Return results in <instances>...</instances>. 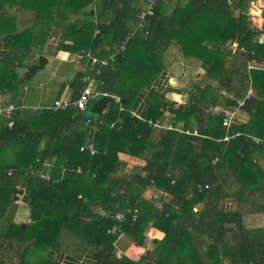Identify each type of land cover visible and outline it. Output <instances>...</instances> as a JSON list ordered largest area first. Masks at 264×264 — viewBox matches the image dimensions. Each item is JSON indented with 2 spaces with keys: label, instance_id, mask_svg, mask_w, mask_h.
I'll return each mask as SVG.
<instances>
[{
  "label": "trees",
  "instance_id": "1",
  "mask_svg": "<svg viewBox=\"0 0 264 264\" xmlns=\"http://www.w3.org/2000/svg\"><path fill=\"white\" fill-rule=\"evenodd\" d=\"M248 1L177 0L167 14L170 1L156 0L155 12L147 19L149 34L135 35L114 67H105L98 77L97 89L114 96L99 116L74 105L57 111L17 105L12 118L0 116V219L5 220L21 189V174L26 176L23 199L30 208V222L11 221L6 232L9 248L17 250L18 264H34L30 252L50 246L68 251L64 243L74 246L75 252L97 247L98 264H264V227L248 229L240 210L219 206L226 195L242 199L244 191L264 194V173L257 160L264 157V143L247 138L264 136V69H248L253 57L264 59V43L256 42L259 32L245 12ZM146 2L0 0V39H8L12 49L0 56V96L18 92L27 82L21 68L34 62L52 29H61L68 40L61 49L107 57L132 30ZM19 8L36 16L31 28L19 30ZM230 39L238 43L235 51ZM173 44L186 59L200 61L209 79L219 84L218 91L210 85L197 89L187 103L172 110L197 134L149 125L148 119H157L167 105L175 104L164 94L150 96L143 118L129 112L137 94L163 68V52ZM222 88L226 95L219 93ZM249 88L252 93L240 108L250 114L249 122L227 127L225 114L214 113L213 108L236 105ZM87 122L98 128L94 154L80 150L86 139L82 126ZM119 153L145 160L129 181L114 176L127 165ZM47 159H55L61 170L63 165L59 181L30 174V167L41 168ZM222 169L229 171L241 191L220 194ZM121 181L127 187L119 186ZM147 186L166 195L153 203L142 200ZM118 212L125 213L123 231L139 243L149 225L163 233L140 260L115 253L116 235L108 229ZM0 255L1 264L12 261L11 256ZM39 259L44 261L41 255Z\"/></svg>",
  "mask_w": 264,
  "mask_h": 264
},
{
  "label": "crops",
  "instance_id": "2",
  "mask_svg": "<svg viewBox=\"0 0 264 264\" xmlns=\"http://www.w3.org/2000/svg\"><path fill=\"white\" fill-rule=\"evenodd\" d=\"M168 1L170 2L169 8H166L167 14L172 11L177 0ZM247 9L250 12L249 15L252 20L253 27H255L259 32V36L257 38H264V0H249L245 12ZM35 18L36 16L31 11L19 8L17 10V25L19 30L31 28L35 22ZM147 31V34L143 32L135 35H148L150 32L148 26ZM66 41L68 40L64 38V34L61 29L55 28L50 31L45 45L38 48L34 58V61H36L39 55H45L48 57L47 65L44 69L40 70L34 77H32L33 79L31 78L30 81L24 83L18 92H6L1 94L0 109H4L9 105H14L17 108V105L48 107L51 106L57 99H68L74 101L79 97L85 86L84 77L87 74L86 58L78 53H71L61 49L63 43H67ZM231 44L233 46V50L235 51L238 48V43L233 40V43ZM103 47L107 48L108 46L104 45ZM10 50L12 49L8 39L1 38L0 56H4L6 53L10 52ZM262 62L264 64V59H262ZM162 66L163 68L155 79L149 85L144 87L132 101L129 112L133 116L139 118L144 117L148 111L149 98L154 93L164 94L169 101L181 104V95L188 96L189 100V95L192 92H195L197 89L203 88L206 85H210L212 86V89L215 88L216 91H218L219 84L217 80L209 79L205 66H203V64L198 60L186 59L183 57L177 46L174 44L170 46L168 50L163 52ZM25 70V67L21 68V73ZM79 75H83L82 79L80 78L79 81L75 82L74 79L76 77L79 78ZM251 91V88H249L247 93H250L251 95ZM219 93L226 95L227 92L224 88H222L221 91L219 90ZM169 94H174V99H170ZM228 107L230 106H224L222 104L213 108V111L214 113H224L228 110ZM17 108L8 115L3 114L0 116L10 119L17 112ZM158 119L162 124L168 125L171 121V115L165 113L157 119L152 120ZM249 120L250 114L248 111L240 109L233 116L231 126L239 127L247 124ZM117 122V124L121 125L124 123V120L120 118ZM82 128L86 133L85 143H94L98 133L96 125L87 122L84 123ZM44 146L43 142L41 149ZM119 157L122 161H125L127 165L125 166L123 173H118L114 176H124L126 179L125 181H129V179H131L129 177L134 169H137L145 163L143 157L131 156L126 153H119ZM257 160L264 173L263 155L258 156ZM222 170L223 171L220 170L218 173L220 180L218 191L220 194L225 192H229V194H231L237 190L241 191L240 184H237L234 181L229 171L226 169ZM63 171L64 170H61L58 166L54 167L48 172V179L52 181H59L64 175ZM25 177L26 176L23 174L18 176V187L21 188L19 190L20 195L17 197L16 203L14 202L10 205L9 211L11 213H9L10 216L6 217V219L1 223L3 226L5 225V221L8 219L19 224H26L30 222V208L23 199V195L25 193ZM119 186L127 187V184L126 182L123 183L121 181ZM151 194L152 191L148 188L143 191L141 199L151 203ZM203 206L204 204L202 203L197 208L200 209ZM219 206L225 210H240L244 226L248 229L264 227V194L262 193L248 194V192L244 191L242 199H237L232 196V194L226 195V197L223 196L222 199H219ZM96 210L100 211L102 214L106 213L105 211H102L100 207H97ZM162 237L163 233L154 228L153 225H149L146 228L143 241L140 243L136 238L123 231L122 234L116 236L114 242L115 253L117 256L126 255L133 260H140L146 251L154 249V240ZM64 245L68 248V251L63 248L50 246L46 250H42V252H30V258L33 259L34 264H41L40 262L42 259H39L40 255L44 258V261L42 260V264H98L100 253L97 247L88 246L87 248H82L83 250L81 249L82 251L80 252H75L71 250L74 246H67L65 243ZM3 255L4 257L6 256L5 252H3ZM7 256H11L12 261L10 258L6 259L4 264H18L16 255L9 253ZM0 260H3L2 255H0Z\"/></svg>",
  "mask_w": 264,
  "mask_h": 264
},
{
  "label": "built area",
  "instance_id": "3",
  "mask_svg": "<svg viewBox=\"0 0 264 264\" xmlns=\"http://www.w3.org/2000/svg\"><path fill=\"white\" fill-rule=\"evenodd\" d=\"M146 7L142 9L141 11L138 12L137 14V20L135 27L128 32L126 35L125 39L123 40L122 43L119 45H115L113 47V53L109 55L108 57H101L98 56L91 51L85 52L82 51L80 53L81 56H84L86 58V63H87V74L84 77L85 80V86L82 89L79 97L74 100H68V99H57L53 102L51 106L48 107H37V106H32L34 109H40V108H47L51 109L53 111H57L60 109H66L71 105L76 106L78 109L81 111H84L87 108L88 103L95 97L101 96V95H108V93L100 91L97 89V85L99 83L98 77L102 74L103 69L108 66H114L116 62V58L119 54L123 53L126 48H127V43L134 37L135 34L137 33H143L145 32L146 34L148 33L147 31V19L151 15L154 14L155 12V5H156V0H146ZM229 4L233 3V0H227ZM253 55L255 53H252ZM251 68H258V69H264V64L262 60L257 59L256 57H253L249 63H248V69ZM250 97V93H247L245 97L239 99L237 101V104L234 106L228 107V110L224 112L226 119H225V125L227 127L231 126V120L235 113H237L240 108L245 104L246 99ZM179 106V103L176 102L173 107L170 105H167L165 108V113H168L171 115V121L168 125H164L160 122V120H152L148 119V123L150 126L157 128V129H163V130H176L179 131L180 133L184 134H197L196 130H191L189 128L185 127V123L183 120H178L175 118L174 113L172 112L173 108H177ZM16 107L14 105H9L8 107L4 109H0V115H8L10 114L13 110H15ZM223 113V112H222ZM12 122H10V125ZM240 133H236V135H239ZM229 137L227 136L225 139H228ZM247 138L251 139L252 142L256 144H263L264 143V136L259 137L256 135H248ZM81 151H89L91 154H94L96 152V149L94 148V145L92 143H84L80 147ZM218 159L215 158L213 160V163H215ZM57 166L56 160L55 159H47L44 160L42 167H37L34 168L33 166L30 167V174L32 175H37L40 178L43 179H48V172L52 170L54 167ZM61 168L64 170L63 165H61ZM150 188V186L146 189ZM198 188L201 189L202 185H198ZM152 191V190H151ZM164 192L161 191L160 189H156L152 191V198L155 201H158L161 197V194ZM166 195V193H164ZM130 211V210H128ZM114 220L116 223L108 229L109 233H112L116 236H119L120 234L123 233L122 229V222L125 219V213L124 212H118L113 216ZM136 216H133V219H135Z\"/></svg>",
  "mask_w": 264,
  "mask_h": 264
},
{
  "label": "water",
  "instance_id": "4",
  "mask_svg": "<svg viewBox=\"0 0 264 264\" xmlns=\"http://www.w3.org/2000/svg\"><path fill=\"white\" fill-rule=\"evenodd\" d=\"M246 13L250 14L248 9L246 10ZM256 42L263 43L264 38H256ZM229 43L230 44L233 43V40L230 39ZM47 63H48V57H46L45 55H39L36 61H34L32 64L27 65L25 67L26 70L24 71V78L26 80L31 79L40 70L44 69L45 66L47 65ZM169 98H170V96H169ZM113 99H114V97L110 94L95 97L88 103L87 108L84 111L87 112V110H89L91 113L99 116L103 113V111L108 106L109 102L112 101ZM180 100L182 103H185L188 101V96L181 95Z\"/></svg>",
  "mask_w": 264,
  "mask_h": 264
},
{
  "label": "rangeland",
  "instance_id": "5",
  "mask_svg": "<svg viewBox=\"0 0 264 264\" xmlns=\"http://www.w3.org/2000/svg\"><path fill=\"white\" fill-rule=\"evenodd\" d=\"M33 79V78H32ZM31 79L27 80V81H30ZM88 113H91L89 110H87ZM20 195V191L18 190V192L15 193L14 195V202L16 203V199L17 197ZM151 202H155V200H153L152 196H151ZM6 217H9L10 216V211L8 210V212L6 211ZM5 217V219H6ZM4 220L3 219H0V252H5L6 255H8L9 253L11 254H16L17 250L15 251H11V249L9 248V242H10V239L7 238L6 236V232H8L10 230V222L11 220L8 219L5 221V225L3 226V224H1ZM12 241V240H11Z\"/></svg>",
  "mask_w": 264,
  "mask_h": 264
},
{
  "label": "bare ground",
  "instance_id": "6",
  "mask_svg": "<svg viewBox=\"0 0 264 264\" xmlns=\"http://www.w3.org/2000/svg\"><path fill=\"white\" fill-rule=\"evenodd\" d=\"M169 96H170L171 99H174L175 95L174 94H169ZM177 99H178V96H177Z\"/></svg>",
  "mask_w": 264,
  "mask_h": 264
}]
</instances>
